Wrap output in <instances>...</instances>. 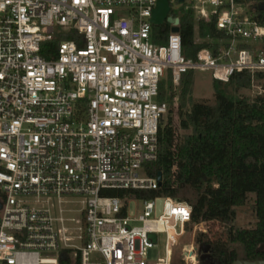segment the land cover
Segmentation results:
<instances>
[{
	"label": "built area",
	"instance_id": "obj_1",
	"mask_svg": "<svg viewBox=\"0 0 264 264\" xmlns=\"http://www.w3.org/2000/svg\"><path fill=\"white\" fill-rule=\"evenodd\" d=\"M158 1L0 0V264H61L67 255L80 264H175L193 205L135 192L160 185L147 164L159 158L170 108L159 100L162 80L169 73L178 86L190 70L222 81L264 72V20L255 0H185V13L224 33L216 50L187 58L175 23L155 42ZM174 1L169 15L181 27ZM61 34L74 38L42 55ZM114 189L127 192L105 194ZM132 200L142 203L133 215ZM203 227L195 224L193 238ZM160 235L165 256L149 261ZM202 259L193 244L182 264Z\"/></svg>",
	"mask_w": 264,
	"mask_h": 264
},
{
	"label": "trees",
	"instance_id": "obj_2",
	"mask_svg": "<svg viewBox=\"0 0 264 264\" xmlns=\"http://www.w3.org/2000/svg\"><path fill=\"white\" fill-rule=\"evenodd\" d=\"M257 1L258 18L264 20V0ZM168 34V26H155L156 43L164 44ZM181 36L183 54L195 59L202 48L216 50L218 38L224 33L218 30L215 21H197L194 13L189 11L181 16ZM72 38L73 34H61L55 40L45 42L42 55L51 58L61 40ZM254 79L262 81L264 72L236 71L228 81L213 78L215 101L210 103L193 98L191 70L185 73L181 80L184 96L179 116L180 127L189 132L178 133L171 108L168 121L160 123L159 158L147 164L149 175L158 176L159 171L162 172V182L157 189L135 191L138 197L172 196L190 203L189 198L180 195L186 187L206 194L215 202L218 195H226L229 210L224 220L229 225L227 241L238 245L229 249L227 241L217 242L224 246L227 264L238 259L264 260V92L253 99L231 93L232 90L250 89ZM171 99L162 83L159 100ZM126 192L114 189L105 194L123 196ZM251 197L254 198L252 208L256 221L251 226H237V210L245 207ZM191 204L193 222H201L195 205ZM206 243L202 245L214 244L211 240ZM61 264L80 262L67 255L62 256Z\"/></svg>",
	"mask_w": 264,
	"mask_h": 264
},
{
	"label": "rangeland",
	"instance_id": "obj_3",
	"mask_svg": "<svg viewBox=\"0 0 264 264\" xmlns=\"http://www.w3.org/2000/svg\"><path fill=\"white\" fill-rule=\"evenodd\" d=\"M257 4L259 3L255 0ZM190 1H186L181 3L176 0L173 4L172 13L180 14L185 13V7L189 5ZM191 4V3H190ZM259 5V4H258ZM254 10V9H253ZM258 13L259 6L256 9ZM159 27V26H158ZM192 74V95L196 100H207L210 103H214V88H213V75L211 71H201V70H191ZM164 83L165 90L173 98L168 100L170 103V108L168 112L164 115L163 122H167L170 116V110L173 109V122L174 126L177 128L178 133L185 134L186 130H183L180 127V116H179V107L183 101L184 88L182 83L178 86H175L172 82L171 76L169 73L162 80ZM264 92V79L262 81L256 80L254 85L250 89H241L237 92L233 90L231 93L236 95L245 96L250 99L255 98L258 94ZM175 98V99H174ZM176 102V103H175ZM180 195L184 198H189L191 203H193L196 207V214L201 219V222H204L205 229L208 232L198 229L193 238L194 227L196 223L201 222H191L186 226V233L180 239L179 243L175 244L172 251V262L175 264L184 263V253L185 251L193 244L199 248L201 252V258L203 256V264H209L212 262L213 264H227L225 262L226 251L223 249V245H219L218 241L226 242L229 225L225 222V218L228 217V198L226 195L222 194L218 195L215 199H210L206 196V194H199L195 189L186 187L181 190ZM254 198L251 197L249 203L245 207L238 208L237 217L235 220V224L237 226H251L255 223V213L252 208V203ZM129 214L133 215L138 212L139 209H142V203L138 200H132L128 204ZM203 227V228H204ZM207 240H211V245H202L208 244ZM228 242V241H227ZM219 246H218V245ZM229 249L238 247V245H233L228 242ZM220 247V248H217ZM165 256V235L159 236V242L152 248H149L147 259L152 262H156L160 257ZM211 256L210 258H208ZM223 257V258H222Z\"/></svg>",
	"mask_w": 264,
	"mask_h": 264
},
{
	"label": "water",
	"instance_id": "obj_4",
	"mask_svg": "<svg viewBox=\"0 0 264 264\" xmlns=\"http://www.w3.org/2000/svg\"><path fill=\"white\" fill-rule=\"evenodd\" d=\"M184 2L185 0H179ZM171 10V6L169 3V0H159L157 7L154 9L153 16H152V22L155 26H164V24L167 22L169 23H175L176 25L171 28L174 32H180L181 27L179 26L180 19L178 17H173L169 15V12ZM166 29L165 27L163 28ZM163 120V119H162ZM158 180L159 183L162 182L163 174L161 171L158 173ZM1 208V204H0ZM163 208V199L160 198L157 202V213L160 214L162 212ZM233 264H264V260H256V261H248V260H242L238 259L233 262Z\"/></svg>",
	"mask_w": 264,
	"mask_h": 264
},
{
	"label": "flooded vegetation",
	"instance_id": "obj_5",
	"mask_svg": "<svg viewBox=\"0 0 264 264\" xmlns=\"http://www.w3.org/2000/svg\"><path fill=\"white\" fill-rule=\"evenodd\" d=\"M211 256H209L208 258H210ZM212 264V262H210Z\"/></svg>",
	"mask_w": 264,
	"mask_h": 264
}]
</instances>
